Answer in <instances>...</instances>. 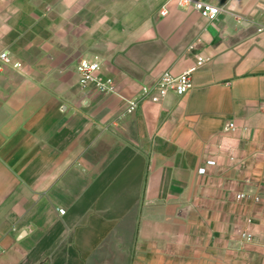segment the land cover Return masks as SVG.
I'll use <instances>...</instances> for the list:
<instances>
[{
    "label": "crops",
    "instance_id": "obj_1",
    "mask_svg": "<svg viewBox=\"0 0 264 264\" xmlns=\"http://www.w3.org/2000/svg\"><path fill=\"white\" fill-rule=\"evenodd\" d=\"M210 1L212 21L177 0H0L21 63L0 74V264H264V0ZM197 56L185 94L121 116ZM80 60L113 92L81 87Z\"/></svg>",
    "mask_w": 264,
    "mask_h": 264
},
{
    "label": "built area",
    "instance_id": "obj_2",
    "mask_svg": "<svg viewBox=\"0 0 264 264\" xmlns=\"http://www.w3.org/2000/svg\"><path fill=\"white\" fill-rule=\"evenodd\" d=\"M177 3L179 6L192 8L208 21L215 20L221 10L219 4L210 0H177ZM160 12L161 15H164L166 11L163 8ZM257 30H264V24L260 25ZM205 60V58L197 56L196 65L182 71L181 73L173 74L169 70H165L162 71L152 82L142 84L137 95L126 103L121 116L132 113L144 101L158 103L170 92L175 93L178 96L185 94L192 87V72L196 69L197 65H201ZM20 67L21 63L12 60L7 50L0 51V74L3 73L6 68L19 69ZM100 69L101 65L98 60H80L76 66L78 84L83 88L92 87L102 93H112V81L110 79H104L100 73ZM262 111L264 112V106ZM214 163V160H207L205 165L198 168V173L204 174L206 171V165H214ZM235 197L239 200L244 197V194L237 193ZM59 212L60 214H64L63 209H59ZM246 222L249 224L251 219H247ZM241 236L245 242H251L253 240V235L249 231L248 226L242 232Z\"/></svg>",
    "mask_w": 264,
    "mask_h": 264
}]
</instances>
